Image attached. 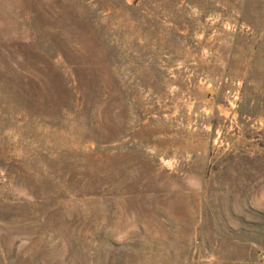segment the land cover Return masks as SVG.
Returning <instances> with one entry per match:
<instances>
[{"label": "rangeland", "instance_id": "1", "mask_svg": "<svg viewBox=\"0 0 264 264\" xmlns=\"http://www.w3.org/2000/svg\"><path fill=\"white\" fill-rule=\"evenodd\" d=\"M0 264H264V0H0Z\"/></svg>", "mask_w": 264, "mask_h": 264}]
</instances>
